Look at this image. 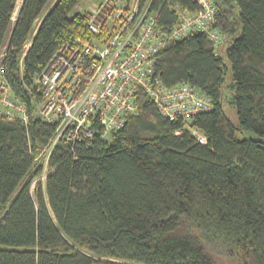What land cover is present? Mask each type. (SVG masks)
I'll return each instance as SVG.
<instances>
[{"label":"trees","instance_id":"trees-1","mask_svg":"<svg viewBox=\"0 0 264 264\" xmlns=\"http://www.w3.org/2000/svg\"><path fill=\"white\" fill-rule=\"evenodd\" d=\"M48 1L21 0L13 17L16 0H0L5 73L28 106L27 88L39 93L33 77L54 52L90 36L85 13L75 11L81 0H55L41 17ZM139 1L163 31L176 23L172 6L200 8L194 0ZM212 1L208 30L220 41L189 32L170 40L152 68L166 86L203 92L210 110L169 119L138 88V113L108 138L54 146L36 200L35 157L53 126L0 116V264H264V0Z\"/></svg>","mask_w":264,"mask_h":264},{"label":"built area","instance_id":"built-area-1","mask_svg":"<svg viewBox=\"0 0 264 264\" xmlns=\"http://www.w3.org/2000/svg\"><path fill=\"white\" fill-rule=\"evenodd\" d=\"M194 1L200 7L196 12L171 7L177 12L176 23L166 31L158 26L157 12L139 0L105 1L102 10L85 12L90 36L80 44L66 42L54 52L33 77L39 93L27 88L29 106L13 91L3 63L5 51L0 53V116L23 124L36 116L53 126L52 137L35 157L42 166L35 180L50 172L49 157L62 138L71 145L89 142L95 133L108 138L127 115L137 114L133 97L138 88L169 119L186 122L212 108L211 99L194 86H166L152 72L159 51L172 39L206 30L211 41H220L217 30H208L216 14L213 1ZM192 132L199 142L206 141L197 129Z\"/></svg>","mask_w":264,"mask_h":264},{"label":"rangeland","instance_id":"rangeland-1","mask_svg":"<svg viewBox=\"0 0 264 264\" xmlns=\"http://www.w3.org/2000/svg\"><path fill=\"white\" fill-rule=\"evenodd\" d=\"M54 1L55 0H49L47 2V4L45 5V7L43 8V10L41 12V17H43L48 12V10L50 9V7L52 6ZM105 1H107L108 3L111 2L110 0H81L77 4L75 11L85 13L87 11L90 12V10H93V9L102 10L103 9L102 4H104ZM20 3H21V0H16L15 12L13 13L14 16L16 15V11H17L18 7L20 6ZM38 21H40V19H38ZM38 21H37V23H38ZM4 48H5V46H3L1 48L0 53L1 52L3 53ZM229 91H230L229 89H227L225 91V104H224V106H225L226 111L229 113V115H231V117L235 120L236 119V113H235L234 107L230 104L231 93ZM249 134L253 135V133L251 131L250 132L249 131H243V132L238 133L239 137H244V136L249 135ZM44 179L45 178H38L37 180H35L32 183L31 196L34 200H36V191H37L38 187H41L42 189L44 188V182H45ZM228 264H231V263L228 261Z\"/></svg>","mask_w":264,"mask_h":264},{"label":"clouds","instance_id":"clouds-1","mask_svg":"<svg viewBox=\"0 0 264 264\" xmlns=\"http://www.w3.org/2000/svg\"><path fill=\"white\" fill-rule=\"evenodd\" d=\"M28 47H29V45H28ZM28 47H27V48H28ZM25 50H26V49H25ZM36 178H37V177H36ZM45 178H46V177H45ZM44 180H45V179H44ZM34 181H35V179H34ZM34 181H33V182H34ZM33 182H32V183H33ZM31 186H32V184H31Z\"/></svg>","mask_w":264,"mask_h":264}]
</instances>
